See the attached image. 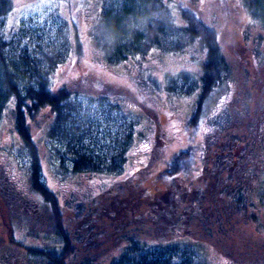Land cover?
Segmentation results:
<instances>
[{"label": "trees", "instance_id": "obj_1", "mask_svg": "<svg viewBox=\"0 0 264 264\" xmlns=\"http://www.w3.org/2000/svg\"><path fill=\"white\" fill-rule=\"evenodd\" d=\"M241 2L254 19L264 24V0ZM98 5L99 14L90 26L89 36L108 64H118L132 56L144 57L153 49L176 54L194 42L200 43L204 57L199 70H181L178 74L166 71L163 85L175 95L197 92L195 108L188 119V125L196 127L209 93L231 71L216 27L188 7L179 6L173 11L165 0H97ZM14 6V0H0V121L11 102L16 130L29 155V189L39 197L23 192L16 182L5 177L4 170L0 172V186L5 184L0 192V264H11L13 259L18 264H100L106 258L107 262L101 264H211L204 259V252L210 249L231 256L229 243L242 224L264 220V185L255 182L258 173L264 172V111L254 113L249 102L253 95L244 91L238 103L236 99L230 103L234 105L233 112L229 104L222 113L208 118L207 141L201 155L205 175L191 197L190 185L178 189L172 186L162 193L163 201L156 203V191L146 188L143 203L147 208L142 214H151L148 210L156 203L160 208L159 213L153 214V221L164 224L158 219L166 218L174 230L183 231L188 239L165 237L161 232L150 239L143 238L140 236L143 228L130 225L128 220V214H134L133 218L141 214L139 206L132 205L135 198L131 190L142 181L140 175L134 176L135 172L113 191H87L82 197L67 199L69 202L63 201L44 179L42 155L32 133V124L38 122L42 110L47 108L51 113L46 133L57 140L54 147L61 166L67 162L66 167L75 173H122L133 141V123L107 149L91 147L86 141L90 136L84 134L76 116L79 110L73 92L66 83L56 90L51 87V77L71 51L79 55L84 52L78 36L79 25L74 24L72 31L65 22L63 29H58L61 34L57 40L64 37L61 47L51 44L39 32H35V37L31 30L22 39L19 30L24 28L11 30L5 26ZM70 32L75 34L72 40L68 37ZM247 119L248 134L241 135L236 121ZM194 152L186 146L168 157L159 173L160 178L166 177L165 184L186 173ZM133 176L135 181L131 180ZM104 193H111L114 198L105 199L102 205ZM101 206L108 216L117 213L116 222L126 217L125 227L117 228L113 235L114 252L104 246L106 240L102 242L100 225L96 226ZM41 231L54 233L59 240L50 245L39 241ZM263 232L256 238L242 232L243 243L240 242V248L234 247L240 258L247 259L242 264H264ZM100 247L105 248L108 257L103 259L102 250H94Z\"/></svg>", "mask_w": 264, "mask_h": 264}, {"label": "rangeland", "instance_id": "obj_2", "mask_svg": "<svg viewBox=\"0 0 264 264\" xmlns=\"http://www.w3.org/2000/svg\"><path fill=\"white\" fill-rule=\"evenodd\" d=\"M165 1L173 11H177L179 6L188 7L199 12L205 21L214 25L219 34L218 42L221 44L222 52L231 66L230 73L209 93L196 127H190L188 119L195 108L197 92L191 95H175L168 93L163 85L166 71L178 74L181 70H199V63L204 57L200 43L194 42L184 52L176 54L153 49L144 57L132 56L124 62L108 64L103 61L100 51L95 48L89 36L90 26L98 17L100 10V3L97 6V0H76V3L75 0H14L15 6L7 16L5 26L6 29L11 30L24 28L22 31L19 30L22 39L27 38L30 30L34 31L32 34L35 37V32H39L48 38L51 44L61 47L64 37L59 36L61 40H57L58 35L61 34L58 29H63L65 22L72 31L74 24L79 25L78 36L82 41L84 52L79 55L75 50L71 51L68 59L51 77L52 89L56 90L66 83L73 92L79 110L76 116L84 134L90 136L86 141L90 142L91 147L107 149L116 137L129 130L130 124L133 123V141L122 173L111 175L75 173L66 167L67 162L65 166H61L62 161L58 158L54 147L57 140L46 133L52 120L51 113L47 108L42 110L37 116L38 122L32 124V133L42 155L44 179L48 185L58 192L63 201L69 202L67 199L71 201L73 197H82L87 191L106 192L108 189H117L123 183L122 180L127 181L131 177L130 173L135 172L134 176L140 175L142 181L131 190L135 198L132 200L134 201L132 205H138L141 214L136 217L137 219L132 217L134 214H128L130 225L142 227L140 236L146 239L161 232L165 237L183 240V238L188 239V236L183 231L174 230L166 218L158 219L163 220L164 224L153 221V214L159 213L160 208L156 203L163 201L165 197L162 193L166 188L170 189L174 186L178 189L190 185L191 197L194 187L201 185L202 176L205 175L201 155L206 145L204 142L207 141L205 129L209 117L229 107L234 99L238 103L242 98L240 94L243 96L244 91L249 92L248 95H253L249 102L254 113L264 111V24L254 19L244 9L241 0ZM175 17L180 22L178 14ZM73 35L75 36L70 32L68 37L72 40ZM230 108L232 112L235 109L234 105ZM13 113V104L10 102L0 121V172L4 170V174L8 176H5L6 178L16 182L23 192L38 198L39 196L29 189V155L16 130ZM248 120L236 121L240 124L237 131L241 135L248 134ZM186 146L195 150L192 163L188 165L183 176L179 179L174 178L171 184H165L166 177H159V173L165 167L164 162L175 151ZM258 164L262 166L263 163ZM134 176L131 180L135 179ZM6 178L4 179L7 181ZM119 179L122 182L115 183ZM255 182L258 183L257 185H264L262 170L255 178ZM4 185L0 186L2 188L0 192L5 189ZM146 188L156 191L154 197L157 201L148 210L151 214H142L147 208L143 203ZM110 194L102 196L100 200L102 205L106 203L105 199L111 201V198H114V195ZM2 205L4 206L3 203ZM100 208L98 213L101 214L96 226L100 225L102 242L106 240L104 246L114 252L116 241L113 240V235L116 234L117 228L125 227L126 217L121 216L123 219L116 222L114 219L116 212L114 216H108L105 209L102 206ZM103 215L107 218L104 219ZM263 223L256 221L242 224L238 235L229 243L231 256L220 253L217 249H210L204 252V259L206 258L211 264L247 263V259L240 258L239 252L237 253L234 247L238 245L240 248V242L243 243L240 241V237L244 236L242 232L250 234V237L261 235L264 231ZM38 237L39 241L49 245L59 240L56 234L45 231H41ZM32 241L36 240L32 239ZM100 249L101 247L94 250ZM101 250L102 258L108 257L105 248ZM105 261L107 262V258L100 261V264ZM11 264H18V261L13 259Z\"/></svg>", "mask_w": 264, "mask_h": 264}]
</instances>
